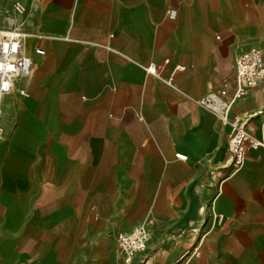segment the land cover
<instances>
[{"label":"crops","instance_id":"crops-1","mask_svg":"<svg viewBox=\"0 0 264 264\" xmlns=\"http://www.w3.org/2000/svg\"><path fill=\"white\" fill-rule=\"evenodd\" d=\"M9 3L34 68L0 92V264H264V144L230 149L241 116L264 142V78L227 120L199 101L264 51V0Z\"/></svg>","mask_w":264,"mask_h":264},{"label":"built area","instance_id":"built-area-1","mask_svg":"<svg viewBox=\"0 0 264 264\" xmlns=\"http://www.w3.org/2000/svg\"><path fill=\"white\" fill-rule=\"evenodd\" d=\"M16 9L21 10L20 3ZM28 32L22 28L0 29V91L8 93L14 89V81L17 76L28 75L34 68V61L25 53V41ZM39 53L44 50L37 48ZM150 72H155L154 65L147 67ZM264 77V53L258 47H252L243 52L236 65L234 77L235 88L232 95L228 89L212 91L199 101L210 110L219 113L222 118L228 119L227 110L231 103L246 96L250 90L259 84ZM26 94V91H22ZM232 132L230 135V149L233 154V165L240 167L248 157V153L256 151L264 142L255 134L248 131L245 116L237 117L231 121ZM176 156L182 160L188 158V154L178 151ZM103 212L102 214H106ZM151 232L144 226L135 227L130 233H120L121 244L128 250H143L150 244ZM197 252V251H195ZM190 256L192 253L190 252Z\"/></svg>","mask_w":264,"mask_h":264},{"label":"rangeland","instance_id":"rangeland-1","mask_svg":"<svg viewBox=\"0 0 264 264\" xmlns=\"http://www.w3.org/2000/svg\"><path fill=\"white\" fill-rule=\"evenodd\" d=\"M9 2V1H8ZM12 7L14 6H16V4L17 3H15V0H11V3H9ZM22 6V5H21ZM15 10H17V11H20V10H18V9H16V7H15ZM0 17H2V24H0V29H2V28H6V29H8V28H16V26H19L18 24H14L15 23V20H14V18H15V16L13 15V14H10V13H4V14H2ZM22 27V26H21ZM26 30V29H25ZM27 32H28V30H26ZM29 37V32H28V36H27V38ZM26 38V39H27ZM217 38L218 39H222V36H221V34H217ZM252 47H257V46H251L249 49H247V50H245L244 52H246V51H248V50H250ZM259 48V47H258ZM259 49H261V48H259ZM262 50V49H261ZM262 52L264 53V51L262 50ZM243 53V52H242ZM241 53V54H242ZM240 54V55H241ZM239 55V56H240ZM239 56H238V58H239ZM238 60V59H237ZM237 65V64H236ZM150 66V65H149ZM148 66V67H149ZM234 77H235V75H234ZM264 78V77H263ZM263 78H261L260 79V81L263 79ZM260 81H259V83H260ZM229 92V91H228ZM26 94H27V92H26ZM229 95H232V94H230L229 93ZM249 131V130H248ZM250 132V131H249ZM108 211V213H106L105 215H107V214H109L110 213V210H105V211H103V212H107ZM103 212H100V214L101 215H104V214H102ZM124 233V232H123ZM118 238H119V236H118ZM119 241H120V239H119ZM121 243V242H120ZM122 245V244H121ZM123 246V245H122ZM123 248H125L124 246H123ZM126 249V248H125ZM128 250V249H127ZM195 255H197V252L194 254V256ZM193 257V255L192 256H190V252L188 251V252H185L184 253V255H183V259L185 260V262L188 260V259H191Z\"/></svg>","mask_w":264,"mask_h":264},{"label":"bare ground","instance_id":"bare-ground-1","mask_svg":"<svg viewBox=\"0 0 264 264\" xmlns=\"http://www.w3.org/2000/svg\"><path fill=\"white\" fill-rule=\"evenodd\" d=\"M16 28H22V29H24L25 30V28H23V27H21V26H16ZM26 31V30H25ZM30 57V56H29ZM1 92V91H0Z\"/></svg>","mask_w":264,"mask_h":264}]
</instances>
